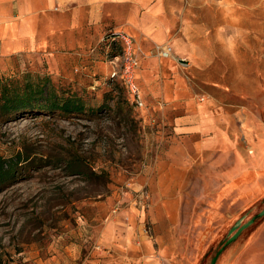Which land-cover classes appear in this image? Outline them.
<instances>
[{"label": "rangeland", "instance_id": "374dc122", "mask_svg": "<svg viewBox=\"0 0 264 264\" xmlns=\"http://www.w3.org/2000/svg\"><path fill=\"white\" fill-rule=\"evenodd\" d=\"M0 157V264H264V0H0Z\"/></svg>", "mask_w": 264, "mask_h": 264}, {"label": "trees", "instance_id": "16d2710c", "mask_svg": "<svg viewBox=\"0 0 264 264\" xmlns=\"http://www.w3.org/2000/svg\"><path fill=\"white\" fill-rule=\"evenodd\" d=\"M42 89L39 88V83L27 82L22 93L13 92L9 94V89L3 88V102L1 107L4 114H16L22 112H41L43 110H54L61 107L64 112H80L82 110V105L79 103L66 102L62 99L61 103L58 104V101L52 103H41L38 101L37 97L41 95ZM45 98L47 100L51 99L52 92L49 90V87L46 89ZM18 161L14 163H6L4 159L0 157V181L11 178L15 171Z\"/></svg>", "mask_w": 264, "mask_h": 264}, {"label": "built area", "instance_id": "2783aa9c", "mask_svg": "<svg viewBox=\"0 0 264 264\" xmlns=\"http://www.w3.org/2000/svg\"><path fill=\"white\" fill-rule=\"evenodd\" d=\"M100 42L119 45V52L111 55L110 62L113 66L111 77L119 76L124 85L128 89L130 95L136 104H141L139 97V89L135 83V70L138 67L136 53L133 47L131 37L122 32H114L104 35ZM156 52L163 57L171 56V50L166 45H157ZM181 63L184 64V60Z\"/></svg>", "mask_w": 264, "mask_h": 264}, {"label": "crops", "instance_id": "0c3cea01", "mask_svg": "<svg viewBox=\"0 0 264 264\" xmlns=\"http://www.w3.org/2000/svg\"><path fill=\"white\" fill-rule=\"evenodd\" d=\"M161 38V37H160ZM132 39V38H131ZM42 42V41H41ZM133 47H134V51H135V53H136V50H135V45H134V43H133ZM138 68V67H137ZM137 68H136V70H137ZM136 70H135V83H136V85H137V87H139L138 86V83H137V76H136Z\"/></svg>", "mask_w": 264, "mask_h": 264}]
</instances>
